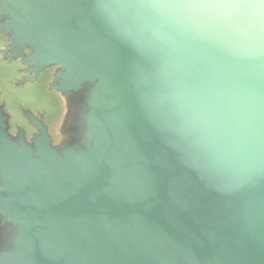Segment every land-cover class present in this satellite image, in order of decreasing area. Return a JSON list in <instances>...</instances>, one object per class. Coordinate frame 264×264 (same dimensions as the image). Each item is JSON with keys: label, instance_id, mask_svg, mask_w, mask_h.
<instances>
[{"label": "water", "instance_id": "1", "mask_svg": "<svg viewBox=\"0 0 264 264\" xmlns=\"http://www.w3.org/2000/svg\"><path fill=\"white\" fill-rule=\"evenodd\" d=\"M0 264H264V0H0Z\"/></svg>", "mask_w": 264, "mask_h": 264}]
</instances>
